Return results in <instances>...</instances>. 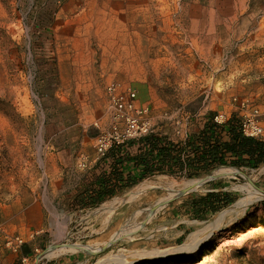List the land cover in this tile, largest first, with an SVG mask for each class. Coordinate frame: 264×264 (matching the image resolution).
I'll list each match as a JSON object with an SVG mask.
<instances>
[{
  "label": "rangeland",
  "instance_id": "obj_1",
  "mask_svg": "<svg viewBox=\"0 0 264 264\" xmlns=\"http://www.w3.org/2000/svg\"><path fill=\"white\" fill-rule=\"evenodd\" d=\"M109 84L137 90L158 136H182L205 115L241 119L234 98L264 124V0H0V249L10 264H110L175 249L243 198L245 211L193 252L131 264H264V165L156 175L84 205L101 173L95 143L111 124ZM227 105L230 115L219 112ZM147 181L164 186L103 210ZM214 189L234 201L196 219L191 201ZM121 228L129 234L113 241Z\"/></svg>",
  "mask_w": 264,
  "mask_h": 264
},
{
  "label": "trees",
  "instance_id": "obj_2",
  "mask_svg": "<svg viewBox=\"0 0 264 264\" xmlns=\"http://www.w3.org/2000/svg\"><path fill=\"white\" fill-rule=\"evenodd\" d=\"M108 161L110 170L101 171L83 199L87 207H96L156 175L195 179L220 167L257 169L264 165V141L244 136L239 118L233 116L217 124L211 116L201 131L187 137L182 145L149 134L113 145L98 164ZM233 201L219 189L195 198L191 207L196 219L206 220Z\"/></svg>",
  "mask_w": 264,
  "mask_h": 264
},
{
  "label": "built area",
  "instance_id": "obj_3",
  "mask_svg": "<svg viewBox=\"0 0 264 264\" xmlns=\"http://www.w3.org/2000/svg\"><path fill=\"white\" fill-rule=\"evenodd\" d=\"M106 94L112 112L110 128L96 138L95 149L99 157H103L113 145L124 143L127 140L152 134L149 108L137 102V90L135 88L122 89L117 84H109ZM243 114L240 120V129L244 136L264 141V127L261 123L259 110L250 107L246 99H233ZM214 122L223 124L226 117L223 114L214 116ZM15 248L23 244L20 237L9 241ZM27 257H23V263Z\"/></svg>",
  "mask_w": 264,
  "mask_h": 264
},
{
  "label": "bare ground",
  "instance_id": "obj_4",
  "mask_svg": "<svg viewBox=\"0 0 264 264\" xmlns=\"http://www.w3.org/2000/svg\"><path fill=\"white\" fill-rule=\"evenodd\" d=\"M166 184H169V183H166ZM162 185L164 186V183L162 181H157V182L156 181H147V182H144V183L138 185L137 187H135L133 190H131L126 196H124V197H122L120 199H117V200L113 199L114 201L110 202L109 204L105 203L102 208H103L104 211H107V212L110 213L115 208H117V207H119V206H121L123 204L132 203L140 194H142L143 192L147 191L149 188L157 187V189H158V186H162ZM165 187H166V185H165ZM169 187H171L173 189V187L171 185ZM166 199L167 198H162V199L159 200V202L164 201ZM249 202L250 201H248L247 198L240 199L239 201H237L233 205V207L231 209L225 210V211L221 212L220 214H218L202 230L191 234V236H189V238L187 239V241L183 245H181V246H179V247H177L175 249H165V250H158V251L155 250V251H150V252H145V253H138V254L132 255L130 258H124L123 254H121L123 257L120 256V254L117 255V256H114V257L112 256L113 258L108 256L110 258L109 262H110V264H131L133 261H136V260H138L140 258H143V257H149V258L158 257V258H161V259H166L169 256H175V255H179V254H185V253L193 252L195 249H197L199 247V245H201V243L205 239H207L215 231L219 230L222 227V225L224 223H226V220H227L228 217L235 216L239 212V210L241 212L245 211V209H246L247 205L249 204ZM142 211L143 210H141V209H136L133 212V215L134 216H138V215L141 214ZM149 214H148V216H149ZM227 226H228V224H227ZM133 227H132V230H133ZM121 229H120L121 232L119 231L120 233L115 235V237H113V241L116 238H118V237H122L121 235L129 234L128 230H124V228L122 230Z\"/></svg>",
  "mask_w": 264,
  "mask_h": 264
},
{
  "label": "crops",
  "instance_id": "obj_5",
  "mask_svg": "<svg viewBox=\"0 0 264 264\" xmlns=\"http://www.w3.org/2000/svg\"><path fill=\"white\" fill-rule=\"evenodd\" d=\"M219 112H224V113L228 112V115H230L233 112V110L230 109L229 105H227V107L223 108V110L219 111ZM211 116H214V115H205L203 117H200V118L196 119L194 122L192 121V122L186 124V128H183L182 136L180 135V133L178 135H176L174 133V130H172V131L170 130L168 132L169 134L165 133L163 137L167 138L168 140L172 141L173 143H179V144L182 145V144H184V142H185L187 137H189L192 134L199 133L201 131V129L203 128L204 124L206 123V121ZM229 118H231V117H229ZM262 125L264 127V124H262ZM132 152H133V150H132ZM95 166H97L101 171H106V172H108L110 170V168H111V164H110L109 161L106 162V163L95 164ZM219 169L220 168H217L216 170H219ZM216 170H214V171H216ZM220 190H222V189H220ZM212 191H218V190L214 189ZM24 250L26 252L28 251L26 248H23V249H21L20 252H18L19 255L22 256L24 254ZM26 255H28V254L26 253ZM12 259H13V255L12 254H10L8 252H4L2 249H0V264H10Z\"/></svg>",
  "mask_w": 264,
  "mask_h": 264
}]
</instances>
